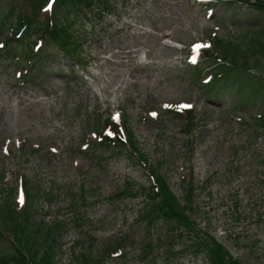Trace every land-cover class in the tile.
<instances>
[{"label": "rangeland", "instance_id": "374dc122", "mask_svg": "<svg viewBox=\"0 0 264 264\" xmlns=\"http://www.w3.org/2000/svg\"><path fill=\"white\" fill-rule=\"evenodd\" d=\"M111 4L71 14L74 52L42 39L29 58L39 32L15 35L29 0L0 1V257L14 252L13 211L52 264H209L208 235L240 264H264V11ZM151 168L192 207L194 234L143 221Z\"/></svg>", "mask_w": 264, "mask_h": 264}, {"label": "trees", "instance_id": "16d2710c", "mask_svg": "<svg viewBox=\"0 0 264 264\" xmlns=\"http://www.w3.org/2000/svg\"><path fill=\"white\" fill-rule=\"evenodd\" d=\"M48 1L49 0H29V14H26L23 17L22 21L17 27V30H19L22 25L25 24V30L27 34H35L37 31L39 32L38 37L40 39H45L47 43L49 42L48 44L54 43L57 48L63 52H74L77 48V45H74L73 48L71 46L73 40L71 32L73 19L71 18V14L73 12L76 14H81L84 19H87L90 15V10L93 8L97 10V14L99 16L114 10V7L112 9L111 0H53L52 2L54 4L50 17L45 23H42L39 19V13ZM238 1L251 4L258 11H264V0ZM7 18H9V16H7L6 19ZM35 42L36 40L33 41L32 44L34 45ZM224 49L225 48H222L221 52L223 56L226 57V54L229 55L228 51L230 50L228 49V51H225ZM31 52L32 50L30 49V54ZM205 53L210 56L213 55V52L209 54V51H205ZM32 56L36 55H31L30 57ZM232 56L234 65H236V55ZM228 67L224 66L222 69L218 67L217 72H215L216 74L212 77V82H214L215 86L214 88L217 87L219 90H222L227 79L230 76H233L231 73L232 68ZM234 78L239 79L238 76H235ZM105 125H111L112 128L118 132V128L112 125L108 120L105 121ZM131 140L130 144L132 149L139 151L136 143L132 142ZM120 143L123 144V142ZM149 174L152 178V184L145 190V195L148 201L147 207L143 211V221L149 225L153 222V217L157 218L161 215L162 218L170 222L175 221L178 224H182L185 229L194 234L197 231V225L193 222L192 217L189 215V211H192V207L188 204H182L180 202V200L171 191L163 176L159 174L156 169L151 168ZM135 190H137L136 187H133L131 191L133 192L131 193L132 195L136 194V192H134ZM192 192L193 189L189 188V197L192 196ZM8 212L9 216L7 219L13 223L12 233L14 234V252L10 253L9 255L1 256L0 264H52V258L49 254V250L46 254L43 253V255L39 256L38 250L34 249L36 243L33 246H30L31 237H27L29 235L27 224L26 228H24L22 218H15L13 211ZM208 237L210 238V246L207 251L209 264H240L239 261L232 259L223 246L212 236L208 235Z\"/></svg>", "mask_w": 264, "mask_h": 264}, {"label": "bare ground", "instance_id": "6f19581e", "mask_svg": "<svg viewBox=\"0 0 264 264\" xmlns=\"http://www.w3.org/2000/svg\"><path fill=\"white\" fill-rule=\"evenodd\" d=\"M37 103H38V101H35V102H34V106H35V104H37Z\"/></svg>", "mask_w": 264, "mask_h": 264}]
</instances>
